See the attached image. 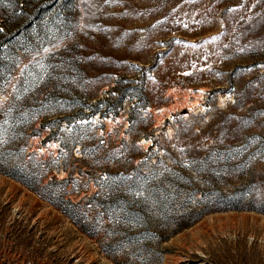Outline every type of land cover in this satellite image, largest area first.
<instances>
[{
	"label": "rangeland",
	"instance_id": "374dc122",
	"mask_svg": "<svg viewBox=\"0 0 264 264\" xmlns=\"http://www.w3.org/2000/svg\"><path fill=\"white\" fill-rule=\"evenodd\" d=\"M36 1L0 264H264V0Z\"/></svg>",
	"mask_w": 264,
	"mask_h": 264
},
{
	"label": "trees",
	"instance_id": "16d2710c",
	"mask_svg": "<svg viewBox=\"0 0 264 264\" xmlns=\"http://www.w3.org/2000/svg\"><path fill=\"white\" fill-rule=\"evenodd\" d=\"M43 6L36 0H7L0 2V94L6 93V83L12 78L18 58L21 53L28 50L29 43L37 47L42 39L41 29L37 26L41 23ZM41 25V24H40ZM31 41V42H28ZM29 108L20 107L12 116V125L15 128V139L20 134L26 135V131L32 125V116ZM22 121V123H21ZM20 122V124H19ZM31 123V124H30ZM44 124V123H43ZM34 129L33 131H36ZM53 134H48L43 141L54 139ZM28 136V135H27ZM15 139L0 146V171H4L30 186L35 187L26 178L30 161H26L19 152L12 153L11 148L20 147V142L12 145ZM12 162L13 166H10Z\"/></svg>",
	"mask_w": 264,
	"mask_h": 264
}]
</instances>
